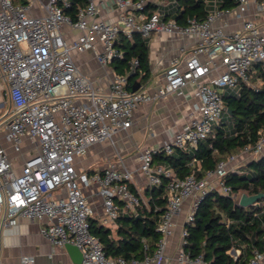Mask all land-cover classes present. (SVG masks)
<instances>
[{"label":"built area","instance_id":"2783aa9c","mask_svg":"<svg viewBox=\"0 0 264 264\" xmlns=\"http://www.w3.org/2000/svg\"><path fill=\"white\" fill-rule=\"evenodd\" d=\"M0 0V82L4 83L9 107L0 110V229L14 227L18 218L37 221L39 234L52 250L69 243L82 255L80 264H137L123 258L106 257L99 240L89 232V218L95 210L90 195L101 201V224L115 227L120 214L134 213L140 203L133 188V175L122 163L99 172L76 168V160L88 147L111 140L129 129L133 113L141 103L179 95L193 86L198 104L185 126L158 147L138 152V171L150 186L165 179V210L160 218L161 234L152 256L143 263L161 264L165 240L175 227L174 217L185 200L193 202L181 229L177 252L180 264H205L184 251L186 223L192 221L198 201L209 191L231 195L225 174L234 170L229 156L202 178L193 159L191 174L177 177L172 169L154 165L158 154L194 148L218 124L224 111L223 94L252 86L255 67L264 63V1L234 0L232 8H219V0H203L206 17H188L181 24L168 14L177 0ZM151 4L156 7L145 12ZM105 11V15L102 13ZM115 15L108 18L109 14ZM152 33L188 38L162 74L153 94L130 91L127 76L114 74L107 91H102L78 69L74 54L89 52L97 64L106 67L120 57L114 47L122 35L148 39ZM137 60L131 63V70ZM1 109V108H0ZM2 143L20 155L23 145L30 155L16 171ZM240 153L250 160L264 155V132ZM235 197L234 195H231ZM144 249L147 244L144 243ZM22 264H32L22 257ZM264 263V253L250 257L247 264ZM1 264V263H0Z\"/></svg>","mask_w":264,"mask_h":264},{"label":"trees","instance_id":"16d2710c","mask_svg":"<svg viewBox=\"0 0 264 264\" xmlns=\"http://www.w3.org/2000/svg\"><path fill=\"white\" fill-rule=\"evenodd\" d=\"M84 3L85 0L73 1L74 5L83 6ZM235 4L234 0H219L220 9L232 8ZM155 9L149 4L145 12L151 13ZM206 14L203 0H177L176 9L167 17H173L181 24L188 17L203 20ZM114 47L121 56L111 61L112 70L127 76L128 90L133 91L136 86L140 89L151 76L146 39L134 34L128 41L120 35ZM133 60H137V66L131 70ZM255 69V78L261 80V86H241L235 93L223 94L227 117L213 126L204 141L194 148L175 150L172 155L158 154L153 162L184 178L191 174L190 163L196 159L200 163V169L195 173L199 179L244 146L254 144L264 132V63ZM223 180L235 197L212 190L198 201L192 221L184 226L187 232L184 251L191 259L199 257L205 264H247L254 252L264 253V155L228 171ZM241 194L260 197L250 206L241 207L238 205ZM165 203L163 179L160 186L149 189V198L141 199L134 213L120 214L116 218L115 228L89 218V232L99 240L106 257L141 262L145 256H152L157 248L161 237L158 225ZM144 243L147 249L143 248ZM231 250L237 254L230 255Z\"/></svg>","mask_w":264,"mask_h":264},{"label":"crops","instance_id":"0c3cea01","mask_svg":"<svg viewBox=\"0 0 264 264\" xmlns=\"http://www.w3.org/2000/svg\"><path fill=\"white\" fill-rule=\"evenodd\" d=\"M102 13L105 15L103 9ZM114 15L115 13L109 14L107 17L112 18ZM146 41L149 42L147 45L151 76L139 90L153 94L163 81L162 74L169 60L179 54L178 48L184 46L187 49L192 42L188 38H175L160 33L151 34ZM74 61L80 72L102 91L109 89L110 81L115 74L110 64L106 67L99 66L89 52L74 54ZM4 86L5 84L0 82L2 96L9 107ZM197 104L193 86H187L179 95L172 94L151 102L141 103L133 113L131 127L114 134L111 140L88 147L85 153L76 160V168L83 172L94 173L109 165L118 166L122 163L133 175L132 189L143 201L146 200L149 198V189L153 186L148 185L138 171V152L144 148L161 146L170 140L185 126ZM2 106L0 104V108ZM2 145L7 155L14 159V168L19 171L23 160L31 153L28 151L30 146L25 143L22 153L17 155L8 144L2 143ZM233 155L235 159L228 165L232 169H237L250 160L247 155L240 152ZM153 164L156 165L157 162L154 161ZM88 200L95 210L92 218L97 219L101 224L100 199L90 195ZM192 202V198L185 200L179 213L174 217L175 227L165 240L164 260L161 264H180L177 260V252L181 243V229ZM39 225L37 221L18 218L16 226L2 227L0 229V263L22 264V257H31L32 264H73L64 246L52 250L48 241L39 234Z\"/></svg>","mask_w":264,"mask_h":264},{"label":"water","instance_id":"95a60500","mask_svg":"<svg viewBox=\"0 0 264 264\" xmlns=\"http://www.w3.org/2000/svg\"><path fill=\"white\" fill-rule=\"evenodd\" d=\"M139 88L138 86H136L133 89L134 91H137ZM260 195H252V196H247L245 194H241L238 200V205L241 207H247L250 206L251 204L255 203L258 199H259ZM65 250L67 251V253L70 256V259L72 261L73 264H80L81 260H82V255L81 252L78 248H76L74 245L72 244H65L64 245Z\"/></svg>","mask_w":264,"mask_h":264},{"label":"rangeland","instance_id":"374dc122","mask_svg":"<svg viewBox=\"0 0 264 264\" xmlns=\"http://www.w3.org/2000/svg\"><path fill=\"white\" fill-rule=\"evenodd\" d=\"M155 33H152V35ZM147 43L149 44V42L147 41ZM255 80L254 83L252 84V86H254L255 88H259L261 86V80L260 79H253ZM237 91V89H235L234 91H231V93H235ZM0 104H2L3 106L1 107V109L3 110L2 112H5L8 108V104L7 101L5 102L3 96H2V90H0ZM226 111H223L221 118H226ZM230 255L235 256L237 254V252L235 250H231Z\"/></svg>","mask_w":264,"mask_h":264}]
</instances>
